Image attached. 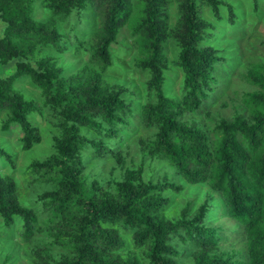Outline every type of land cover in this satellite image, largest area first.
<instances>
[{
    "label": "trees",
    "instance_id": "16d2710c",
    "mask_svg": "<svg viewBox=\"0 0 264 264\" xmlns=\"http://www.w3.org/2000/svg\"><path fill=\"white\" fill-rule=\"evenodd\" d=\"M172 1L177 5L174 27L168 12ZM34 2L0 0L2 130L19 125L25 150L41 141L31 121L42 113L40 107L14 87L22 75L42 89L54 118L52 152L29 165L33 180L49 187L38 199L40 207L24 205L14 179L0 174L6 229L21 219L23 240L39 231L61 248L55 254L51 246L37 244L34 264H264V64H253L243 74L251 89L233 102L229 116L211 108L221 87L219 67L226 60L210 43L217 27L202 10L209 7L221 21L225 5L236 23L234 6L224 0H48L52 16L37 22ZM74 15L91 18L94 30L77 34L76 49L87 50L90 59L67 79L52 58L35 52L38 46L66 50L69 42L57 21L64 25ZM124 27L135 38L136 67L147 75V97L140 106L135 89L103 79ZM170 39L178 47L175 64L184 77L180 98L165 90ZM10 65L15 71L4 76ZM135 119L149 133L138 140V166L128 165L127 154L114 143L125 130H136ZM0 157L12 162L1 145ZM90 157H114L123 173L105 185L85 173ZM149 159L167 167L161 178L146 177L143 162ZM179 179L207 184L222 195L227 215L243 229L244 248L223 247L227 233L210 220V195L193 211L189 201L178 216L166 214V192H181ZM128 242L140 250L141 260L124 253Z\"/></svg>",
    "mask_w": 264,
    "mask_h": 264
},
{
    "label": "rangeland",
    "instance_id": "374dc122",
    "mask_svg": "<svg viewBox=\"0 0 264 264\" xmlns=\"http://www.w3.org/2000/svg\"><path fill=\"white\" fill-rule=\"evenodd\" d=\"M48 0H35L32 16L37 22H46L52 13L45 6ZM234 6L236 23L229 19L230 10L222 5L221 21L215 19L209 7H203L202 16L206 20L215 23L217 35L210 43L219 50V55L226 61L219 67L218 75L221 87L212 104V109L229 116L232 112L233 102L238 101L240 96L250 85L245 81L243 74L248 71L253 64H264V0H224ZM170 13V27H174L177 22V5L174 1L168 6ZM87 16V15H86ZM84 17L80 20L74 15L67 23L59 28L64 33L69 43L63 52L53 47L38 46L35 52L36 57H50L62 68V75L70 78L77 74L87 63H89V52L85 49H76L77 34L84 37L83 31H93L94 24L92 19ZM58 20V19H56ZM3 25L0 23V32ZM1 34V33H0ZM132 36L131 30L124 27L118 37V42L111 47L113 64L103 73V79L110 84H123L138 93L136 105L140 106L146 101L147 97V75L136 67L138 50ZM175 42L170 39L167 42L166 57L168 60L167 80L165 85L166 94L169 97L180 98L183 88V72L175 64L177 59ZM15 71V65H10L4 69L3 75H9ZM15 89L22 93L25 98L33 100L42 113L31 116V121L38 127L41 141L29 150H25L22 143L24 133L19 125H12L8 131L2 130V122L5 112H0V145L12 156V162L7 158L0 157V174L12 177L16 182L18 195L24 205L39 208V197L49 189L43 182H35L34 174L29 171V165L34 160L45 159L52 152V131L51 125L53 117L48 113L43 91L35 85L27 75L20 76L14 84ZM226 103V104H225ZM201 119V118H200ZM136 130H125L123 138L115 141L116 148L127 154L128 165H140L142 163V153L139 150V138L149 136L147 129L139 126L136 119L133 121ZM93 148L88 151L91 154ZM93 155V154H92ZM151 162V165L150 163ZM146 177H153L155 180L161 178L167 167L155 160H144ZM85 173L104 182L106 185L111 179L119 178L123 173L114 157H90L86 160ZM177 180V178H176ZM179 183H184L181 192L167 191L170 196L166 214L178 216L192 201V211L198 204L204 201L209 195L213 197L214 209L211 212L210 220L214 225L221 226L227 233V240L223 247L231 250H240L245 246V235L240 225L230 218L224 210L222 195L212 191L207 184L189 185L184 180L179 179ZM39 204V205H38ZM45 216V215H44ZM44 216L42 218H44ZM22 220L17 219L11 230L6 229L2 217L0 216V264H34L32 249L37 244L51 246L53 252L58 254L61 248L50 244L48 237H43L37 231L29 241L23 240L19 233ZM40 239H43L42 241ZM40 240V241H39ZM128 241V240H127ZM132 253L140 260L142 259L140 250L133 248L128 242L124 253ZM189 262V258L187 259Z\"/></svg>",
    "mask_w": 264,
    "mask_h": 264
}]
</instances>
